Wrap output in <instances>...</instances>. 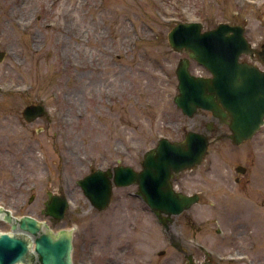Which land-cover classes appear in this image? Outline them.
<instances>
[{"label":"rangeland","instance_id":"1","mask_svg":"<svg viewBox=\"0 0 264 264\" xmlns=\"http://www.w3.org/2000/svg\"><path fill=\"white\" fill-rule=\"evenodd\" d=\"M179 22L243 25L255 49L264 45V0H0V205L54 232L75 228L74 264H179L136 186L115 187L99 212L77 184L98 169L140 171L161 138L182 141L210 123L230 135L211 113L189 118L174 103L188 57L169 45ZM241 60L264 70L257 55ZM190 70L209 75L195 61ZM37 104L52 125L25 121ZM237 165L248 169L240 184ZM195 180L199 242L236 264H264V126L240 145L215 141ZM49 193L70 202L57 225L43 213ZM0 231L11 228L1 221Z\"/></svg>","mask_w":264,"mask_h":264},{"label":"water","instance_id":"2","mask_svg":"<svg viewBox=\"0 0 264 264\" xmlns=\"http://www.w3.org/2000/svg\"><path fill=\"white\" fill-rule=\"evenodd\" d=\"M170 47L188 57L180 60L176 75L178 94L174 103L182 113L193 118L200 111L212 113L213 119L227 125L229 138L236 145L253 139L264 126V71L256 65L240 61L248 55L264 62V45L255 49L246 37L243 25L220 23L204 31L200 22H179L168 34ZM6 53L0 49V63ZM191 61L204 67L211 77L191 73ZM34 122L49 113L43 105H31L23 113ZM212 125L207 127L212 132ZM209 134V133H208ZM189 131L182 141L159 140L144 155L142 169L119 165L97 170L77 184L92 207L102 212L109 208L115 187H138V196L162 221L188 210L197 202L175 191L173 179L183 171L200 165L209 146L220 137ZM44 215L57 225L65 218L69 201L65 196L49 193ZM0 221L10 225V232L0 231V264H74L75 228L57 232L44 222L24 215L15 217L0 205Z\"/></svg>","mask_w":264,"mask_h":264},{"label":"flooded vegetation","instance_id":"3","mask_svg":"<svg viewBox=\"0 0 264 264\" xmlns=\"http://www.w3.org/2000/svg\"><path fill=\"white\" fill-rule=\"evenodd\" d=\"M43 119H46L48 124L52 125L51 118L43 117L38 120ZM212 129V133L215 132L217 134H224L225 136L223 135V138H227L229 136L227 133L223 132L222 129H217L215 126H213ZM208 152L206 155H208ZM199 167L200 165L187 169L173 179V186L177 192L188 197H196L197 202L194 203L188 210L182 212L178 216H173L171 219L168 218V216H164L162 221H159L156 218L158 224L162 228L164 241L169 248L175 249L180 255L179 264H236L235 261L229 258L228 254L210 250L207 246L199 242L197 234L201 231V227L199 226V218L194 212V208L203 200V194L202 191L194 190L193 187ZM211 171L212 169L210 168L206 170V172L209 173H211ZM235 171V181L240 184L243 176L247 174L248 169L242 165H237ZM149 211L153 214L150 209ZM178 227L182 230V234L180 235H178V232L175 231ZM220 232L221 230H218V233ZM232 236L234 239V235ZM158 254L160 256H164L166 251L161 250ZM168 264H172L171 261Z\"/></svg>","mask_w":264,"mask_h":264},{"label":"bare ground","instance_id":"4","mask_svg":"<svg viewBox=\"0 0 264 264\" xmlns=\"http://www.w3.org/2000/svg\"><path fill=\"white\" fill-rule=\"evenodd\" d=\"M46 225V224H45ZM47 228V227H46ZM53 231V230H52Z\"/></svg>","mask_w":264,"mask_h":264}]
</instances>
